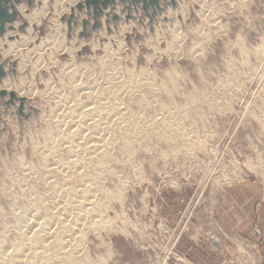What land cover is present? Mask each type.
<instances>
[{
    "label": "rangeland",
    "instance_id": "rangeland-1",
    "mask_svg": "<svg viewBox=\"0 0 264 264\" xmlns=\"http://www.w3.org/2000/svg\"><path fill=\"white\" fill-rule=\"evenodd\" d=\"M85 1L24 4L14 31L0 37V243L4 234L11 246L18 243L11 227L18 217L10 215L32 208L41 193L48 206L65 200L41 185L44 172L23 182L30 171L19 163L39 168L32 145L55 126L54 111L68 97L87 100L88 90L72 89L76 73L75 84L97 93L111 86L108 106L122 96L124 129L112 127L111 136L139 135L126 148L117 142L100 180L99 189L111 191L96 193L108 226L77 234L76 242L67 238L78 250L68 247L63 258L44 263L192 264L178 248L190 227H213L214 209L229 191L246 199L264 190V0H176V9L167 2L153 24L141 9L126 21L118 5L120 20L104 16L97 30L86 8L77 9ZM43 7L32 23L28 16ZM59 154L60 161L68 157ZM249 250L238 244L223 264H260Z\"/></svg>",
    "mask_w": 264,
    "mask_h": 264
},
{
    "label": "bare ground",
    "instance_id": "bare-ground-1",
    "mask_svg": "<svg viewBox=\"0 0 264 264\" xmlns=\"http://www.w3.org/2000/svg\"><path fill=\"white\" fill-rule=\"evenodd\" d=\"M44 4L46 3L44 2ZM44 10H45V7L40 9V12H35L34 14H30L28 16L29 20H31L32 23L35 20L38 21L41 18L40 17L41 12H43ZM22 45L23 44L21 43V46ZM8 54H9V51H6L5 55H8ZM72 74H75L73 78L70 77V79H72V81L70 80L71 81L70 84L72 83L71 86L73 85L72 89L75 91L76 95L81 94V91L83 90H88L89 92H86L87 100L82 101V100L72 99L75 102L67 105L65 104L66 101L72 102V100L68 101L70 97H68L64 103L63 101L65 100L64 99L65 97L62 98V101L60 102H62L64 105L61 103L60 104L62 105L61 106L62 111H63V107H65L64 109L65 111L63 112L61 111L62 113L61 112L58 113L60 109H57V110L55 109L56 111H54L52 118H51L52 121L55 122L54 124L55 126L47 131L45 130L44 134L42 133L43 142L41 144L35 143L32 145V147L34 146L33 147L34 155H37V157L40 158L41 160L39 168L34 167V168H29L26 170L25 166L27 164H26L25 159L20 158L21 162L19 161L20 162L19 167H21L22 170L23 168L25 169V171L23 172L30 171L29 173L23 175L24 176V178H22L23 182H26L29 179L30 180L34 179L36 178V175L38 173L44 172L43 176H41L42 179L40 178V181L42 180L41 185L42 186L47 185L48 188L49 186H54L55 189L53 190L55 193L54 192L53 193L55 195L56 194L59 195L63 200L64 199L65 200L64 201L59 200L57 202L55 201L56 203L54 204L52 201L51 203L53 205L51 204L52 206L51 205L48 206L47 204H45L46 198H44L42 196L43 193H41V195H38L40 197L37 198V200L32 199L34 201L33 202L31 201L33 203L32 205L33 211H31L32 208L30 207L28 210L26 209V211H23V213L22 212L20 213L19 211L20 200L18 201L15 199L16 201H18V204H19V206L17 205L18 208H16L18 210H15L16 205L13 206L14 209L13 208L12 209L13 211H19V213L14 212V215L12 214L11 211L9 213L13 215V216L10 215L12 218L18 217L17 222L19 224L15 222L17 223V225L11 226L15 229V239H16V242L18 243H16L17 245L15 244L16 246L15 245L11 246L10 245L11 239H9V236L5 234L3 235L2 237L3 241L0 243V261L2 262V264H30L32 263L30 261L33 259H34L33 261H36V260L38 262L43 261V263L44 262L47 263V261L51 262V260L53 258L55 259V257L61 256V255L63 256L64 254L66 255L67 253H65V250H67L68 247H71V249L74 251L78 250L74 248L75 246L73 247L71 245V242H76L77 240L76 238H74V236H76L77 234L78 235L81 234V237H82V233H84L86 230H90V232L91 231L94 232L98 229V227L101 228V227H105L106 225L105 224L106 222L104 221V213H103L104 207H103V204L100 205L101 200H99L96 197V193L100 191L105 194L106 193L108 194L111 191H104L102 189H99L100 188L99 183H101L100 180L105 179L106 176L104 174L109 173V171L107 172L106 168H107L108 163L111 162V159H113L112 150L116 146L117 142L123 141L122 143L125 145L124 148H126V146L130 144L129 142L131 140H137L139 134L135 132L137 131L135 130L133 134H130V135H126L125 133H120L119 136H111L112 133H110L109 130L112 127L124 129L122 128V126L124 125L125 121L123 122L122 121L123 117H121L122 111H123V110L121 111V108L123 107L121 106L122 103H120L122 102V100L120 101V98H122V96L120 97L119 94H116L114 96L115 102H111L112 105L111 103H109V105L111 106H108L107 104L108 102L106 101L108 97H110L109 96L110 93L108 94L107 92L108 90L110 91L111 86L108 89V86H109L108 85L107 90H102L101 92L97 93L94 90L95 88L92 90V89H89V87H85L83 85L79 86L81 82L79 85L75 84L74 79H75L76 73H72ZM117 78L115 77L114 79L117 80ZM128 79L133 80V75L131 78H128ZM135 79H134V82H135ZM132 83L130 84L133 85ZM142 84L144 85L145 83L142 82ZM116 87L117 85L115 86V88ZM125 87H128V86H124V88ZM121 91H118V92H121ZM60 98H61V95H60ZM57 106H60V105L58 104ZM57 106L56 108H58ZM108 107L111 108V111H108ZM262 116H264V113L262 114ZM171 126L177 127L176 124H173ZM90 128L93 129L92 132H90ZM105 128L108 131L106 130L104 131ZM107 133H109L108 135L110 137L106 136ZM183 138L184 140H187L185 136ZM60 151L66 152L68 154V157L66 159L62 158L61 161L58 160V155H60L59 154ZM91 163L95 165L94 169L90 167L93 165V164L90 165ZM90 168L92 169V171H90ZM22 186H26V185H22ZM21 195H22L21 199H23V195L25 194L23 193ZM18 197L19 196H17V198ZM16 201H15V204L17 203ZM41 211H43L45 214L43 215ZM74 214H77V215L73 216ZM57 222H58V225H57L58 227L56 229L53 228L52 230L50 229L51 227L49 228V226H51L52 224H56ZM67 238H71L70 239L71 242ZM55 239H58L57 245H56L57 250L53 249L55 252L54 251L50 252V250L52 249L49 247V245L51 246L53 244V243L51 244L50 242H53L52 240H55ZM40 242L42 243V245H40L41 244ZM48 247L50 248V250L48 249ZM33 249L35 250V252L32 253L31 250ZM27 251H30L32 256H30L29 252L27 254L26 253ZM62 256L61 258L64 257ZM71 259H73V256ZM43 263L40 262V264H43ZM34 264H38V263H34Z\"/></svg>",
    "mask_w": 264,
    "mask_h": 264
},
{
    "label": "crops",
    "instance_id": "crops-1",
    "mask_svg": "<svg viewBox=\"0 0 264 264\" xmlns=\"http://www.w3.org/2000/svg\"><path fill=\"white\" fill-rule=\"evenodd\" d=\"M229 192L214 209L213 227L195 222L181 237L180 253L192 264H223L238 244L264 264V190L246 199Z\"/></svg>",
    "mask_w": 264,
    "mask_h": 264
},
{
    "label": "water",
    "instance_id": "water-1",
    "mask_svg": "<svg viewBox=\"0 0 264 264\" xmlns=\"http://www.w3.org/2000/svg\"><path fill=\"white\" fill-rule=\"evenodd\" d=\"M167 2L176 9V0H86L84 3H79L77 9L82 11L86 8L88 16L92 17L95 22L93 30H97L102 27L101 20L104 16L108 17L111 14L113 21L120 20V16L115 13L118 5L122 6L120 12L126 13V21L133 18L131 15L132 12L138 14L141 9L144 14L149 16V22L153 24L157 16L162 15L166 11L165 7ZM33 3L34 0H0L1 38L7 34L8 30L14 31V24L23 17L18 8L24 4H27V8H29L33 6ZM108 10L109 12L106 14L105 12ZM72 11L75 12L76 10L73 9ZM108 22V20L105 21L106 25H108ZM24 25H28V23L25 22ZM68 25L70 26V23ZM87 25L88 22L83 21L84 29H86ZM2 95H5V93H2Z\"/></svg>",
    "mask_w": 264,
    "mask_h": 264
},
{
    "label": "built area",
    "instance_id": "built-area-1",
    "mask_svg": "<svg viewBox=\"0 0 264 264\" xmlns=\"http://www.w3.org/2000/svg\"><path fill=\"white\" fill-rule=\"evenodd\" d=\"M177 240H178V238H177ZM177 240H176V243L178 242Z\"/></svg>",
    "mask_w": 264,
    "mask_h": 264
}]
</instances>
